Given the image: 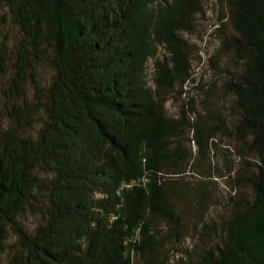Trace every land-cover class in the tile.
<instances>
[{
	"label": "trees",
	"instance_id": "trees-1",
	"mask_svg": "<svg viewBox=\"0 0 264 264\" xmlns=\"http://www.w3.org/2000/svg\"><path fill=\"white\" fill-rule=\"evenodd\" d=\"M218 1L223 90L200 86V104L172 116L203 0H0V70L14 69L0 126L9 264H264V0ZM218 177L234 193L214 214Z\"/></svg>",
	"mask_w": 264,
	"mask_h": 264
},
{
	"label": "rangeland",
	"instance_id": "rangeland-1",
	"mask_svg": "<svg viewBox=\"0 0 264 264\" xmlns=\"http://www.w3.org/2000/svg\"><path fill=\"white\" fill-rule=\"evenodd\" d=\"M219 6L218 0H203V10L198 14V21L195 24L194 30L192 32L183 33L188 42L192 44L194 50L192 60L193 80H190L184 85H178L177 89L168 95L167 112L172 116L177 115L179 109L183 104L188 103L191 96L196 95V102L200 104L203 99V96L199 94L201 92L200 86L209 88L212 83H215V88H217L223 81V72L219 71L212 63V60L216 58V53L221 45V34L220 31H218V28L224 26L226 30H229V25H222L221 20L219 19L222 16L221 8ZM0 14L2 13L0 12ZM6 16L9 22L6 24L3 34L8 35V44L9 46H12L19 39V34L17 32L18 28L12 25L7 14ZM228 64V56H225L224 59L222 58V64L220 67L223 68ZM37 69L41 81L46 84L52 74L50 65L48 63H43L42 65H39ZM13 74L14 69L12 64L7 65L5 71L3 72L0 70V126L6 125L8 120L7 107L11 104V100L7 99L6 93L9 94L8 86ZM219 88L223 90V88ZM25 89L28 97L31 98L34 88L30 78L26 81ZM217 93L220 103L224 102L227 104L230 102L231 97H229L228 94L220 90ZM39 126L40 123H36L34 127L29 129L28 132L35 135ZM190 137L191 134H187L186 142L191 144L195 149L196 143L194 140H188ZM222 145L224 147L229 145L228 138H222ZM218 162L221 166H223L224 160L221 156ZM216 187L217 188L213 189L215 202L211 206V211L214 214H217L219 211L224 209V203H227L230 195L234 193V190H232L230 185L226 183L225 179L222 177L217 178ZM35 221L36 218L34 217L22 219L23 224L30 228L34 225ZM191 221L195 224L198 222V218L195 216V213L191 215ZM14 241L15 237L13 236L10 239V242L13 243ZM193 243V239H188L185 244L191 246ZM180 255L181 253L175 254L172 264L177 262ZM9 259L10 255L6 252H0V264H9Z\"/></svg>",
	"mask_w": 264,
	"mask_h": 264
}]
</instances>
